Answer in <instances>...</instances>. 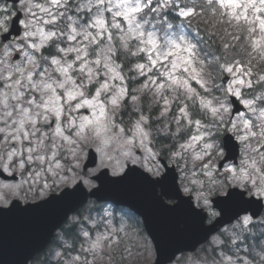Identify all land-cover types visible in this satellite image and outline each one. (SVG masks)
Returning <instances> with one entry per match:
<instances>
[{
	"label": "clouds",
	"instance_id": "9594fccd",
	"mask_svg": "<svg viewBox=\"0 0 264 264\" xmlns=\"http://www.w3.org/2000/svg\"><path fill=\"white\" fill-rule=\"evenodd\" d=\"M6 3L7 0H0V35L9 28L12 29L10 35L19 34V29L18 33L13 31L14 25L9 23L11 17L6 13L10 10L4 7ZM151 3L152 0L146 3L144 0H87L76 11L87 10L91 18L88 23L80 24L67 15L68 0H19L24 13L23 35L20 40L9 41L8 36L0 40V168L11 175L13 170L22 172L26 165H31L30 180L17 182L16 194H20L25 184L43 182L39 193L43 197L51 187L45 181L50 178L56 184L67 183L70 178L65 174V162L71 160L72 166L79 167V158L88 147L99 154L101 166L109 167L113 176H119L127 168L117 180L110 181L108 173H103L99 179L101 188L94 196L104 197L106 185L119 186L129 177L143 178L163 190L161 185L171 180L179 193L173 199L183 201V206L197 215L202 221L201 232L207 231L203 228V218L192 208L191 199H182L181 190L204 206L213 203L211 197L215 195L226 196L214 201L217 210L213 216L223 215L231 231L225 230L226 238L216 233L207 237L211 246L227 244L230 249L216 264H264V239L252 247L243 244L245 235L251 231L247 226L252 223V215L264 212V202L247 201L243 192L227 191L230 184L264 198V151H261L264 148V107L258 105V101H264V88L252 99L242 100L248 108L247 116L229 121V93L238 96L239 90L231 83L228 87L212 83L205 74L197 45L184 25L160 18L169 0H158V7L151 9L157 14L155 20L150 16L139 18ZM206 3L212 5V15L238 26L244 35L248 56L257 63H264V0H215L214 3L206 0ZM106 13H110V17ZM62 17H66L65 23L59 26L56 22ZM49 25L52 28H48ZM64 37L67 47L56 44V51L62 55H40L50 42ZM17 52L22 59L14 61ZM118 53L123 57L122 62H117ZM141 54L143 62L137 59L124 69V60L138 58ZM70 55L74 58L69 59ZM223 73L234 74L233 66L220 63L213 79ZM141 77L146 79L134 84L129 95L127 81H138ZM261 81L264 74L254 83ZM193 82L199 85V90L192 86ZM238 82V79L234 81ZM92 85L94 89L90 88ZM245 86L251 88L253 83ZM126 98L127 107L137 115L126 122L118 121L116 116L126 107L123 103ZM157 106L161 110L155 119L164 118L165 123L153 128L150 113ZM144 107L148 112L142 110ZM173 108L176 114L169 117L167 114ZM82 109H87L88 114ZM194 114L207 123L192 118ZM53 120L54 126L47 131L38 126ZM229 123L227 131L242 146L238 164L233 162L237 149L231 137V141L212 139ZM168 124L175 125L174 131ZM161 134L171 141L168 163L180 165L182 188L176 186L173 172L162 176L160 152L151 147L154 138ZM138 150H142L143 159L154 161V175L162 178L153 181L138 168L127 167L129 163L140 164L142 157ZM224 156L227 163L218 174L216 160ZM73 196L79 198L78 206L87 199L77 188L51 200ZM113 206L114 201H106V207ZM100 211L109 218L103 225L106 230L97 231L95 237L87 230L81 232L86 242L83 250L91 259L63 256L56 250L52 255L53 264H111L113 253L126 244L130 234L123 224L119 228L113 226L112 212ZM98 223L99 220H89L92 228ZM240 252L245 255L241 257ZM159 264H168L166 255Z\"/></svg>",
	"mask_w": 264,
	"mask_h": 264
},
{
	"label": "rangeland",
	"instance_id": "374dc122",
	"mask_svg": "<svg viewBox=\"0 0 264 264\" xmlns=\"http://www.w3.org/2000/svg\"><path fill=\"white\" fill-rule=\"evenodd\" d=\"M70 1H75V2H70ZM156 1L157 2L155 4V7L151 8V9H154V8L158 7V0H156ZM86 2H87V0H79V2H77V0H68V6H69V11L68 12L70 13L69 15L73 16L75 19H77L80 22V24L88 23L89 19L91 18V13H89L87 10H85L83 12H77L76 10H74V8H78V7H80V5L82 3H86ZM214 2H215V0H213V3ZM4 7L6 8V10H10V11H7L6 14H9L10 17L12 18V16H13L12 13L15 14V8H13L9 4H5ZM19 7H20V5H19ZM211 7H212V5L210 7H205L203 4L196 3V0H169V6L163 8V11L160 13V18L161 19H167V20H170V21H174L172 19H169V16H165V14H166V12H172V11H175V9H178V10H176V16L180 19L178 21L181 22L184 25V28L187 29V32L193 38V34L195 32L194 29H195L196 24L199 23L202 20L201 17L204 16L205 14H207L208 9L211 8ZM16 9H18V7ZM19 9L21 10V8H19ZM151 9L148 10V8H145L143 10V12L139 14V18L143 19V18H145V16H150L151 19L155 20L157 18V14L155 12H151ZM62 10L63 9H61V11ZM110 15H111L110 13H106V16L110 17ZM258 15H262V14H258ZM11 18H10V20H11ZM215 18H216V21L219 24L225 22L224 20L218 18L217 16H215ZM56 23L59 26H64V24L63 25L60 24L59 20ZM218 23L214 24L217 28H218ZM201 24H203V23L201 22ZM226 24H231V23H227L226 22ZM77 27H79V25H77ZM48 28H52V26L49 25ZM23 30H24V28H23ZM189 31H191V32H189ZM193 39L195 40V37ZM16 40H20V38H18ZM22 42L23 41H21V43ZM52 42H55L56 44L59 43L60 47H67L68 46V43L66 42V37L62 38L59 41L54 39ZM245 47L247 48L246 45H245ZM246 52H248V50ZM17 53L19 54V52H17ZM59 55H62V54L59 53L57 56H59ZM198 55H199L200 59L203 60L202 56L199 54V51H198ZM72 58H74V57L70 55L69 59H72ZM20 59H22L21 56H20L19 60ZM116 59H117V62H122V60H123V58H118V56L116 57ZM137 59H139L141 62H143L144 55L141 54V56L138 57V58H129L127 60L130 61L131 64H133V63L136 62ZM203 62L205 63L204 60H203ZM46 63H47V61L42 63V66H41V69H40L41 71L43 70V67L46 65ZM228 65L229 66H233L234 74L225 73V74H227V76L230 77V81H229V83L227 85H225V86L223 85V87H228V85L231 83L233 87H235V88H237L239 90V95L238 96L235 95V96H237L240 99H242V97H243V100L244 99H252V98H250L248 96H244V95H246L247 90L258 86V85H260L263 82V81H261L259 83H254L257 80L258 76L262 75V74H255L254 71L249 66H247L245 64L244 65H239V64L235 63L234 61H232ZM123 66H124L125 70L128 68V67L127 68L125 67L124 62H123ZM216 72H217V70H216ZM249 72L251 73L250 75L246 74V73H249ZM132 75H134V73ZM144 79H146V77H141L138 81H134V84L141 83V82H143ZM237 79H238L239 82L238 83H234V81L237 80ZM246 83H253V87H251V88L246 87L245 86ZM192 86L196 87L199 90V85L195 84V82H193ZM94 87H95V85L90 86L91 89H94ZM231 95H232V93L230 92L229 93V97ZM144 99H145V102H146L147 101V97H145ZM125 101H128V103H129V100L127 98L124 100L123 103H125ZM258 105L260 106L259 102H258ZM142 110L144 111V108ZM160 110H161L160 106H157V108H154V109L151 110L152 114L150 113V124H151V126L153 128H159L165 123L164 118H161L159 120L155 119V117L159 114ZM81 111L84 114H88V110L87 109H82ZM121 111L116 116V119L118 121H125L126 122L129 119L134 118L137 115L136 113L132 112L129 109L126 112V118H121L120 117ZM145 112H148V109H146ZM175 114H176L175 108H173V110L170 111L167 115L169 117H172ZM247 115H239L238 117L247 116ZM238 117L231 118L230 113L228 115V119L231 122H235ZM199 119H200V117H199ZM202 122L203 123H207V121H204V120H202ZM54 123H55V121L53 120L47 125H38V126L42 127L43 130L47 131V130H49L50 128H52L54 126ZM230 126H231V124L229 123L225 127V129L222 132H220L219 134L222 135L227 130V128L230 127ZM168 127L172 131H174V129H175V125L174 124H168ZM228 133H231V132L228 131ZM162 136H164V135L163 134L159 135V137H162ZM218 137L219 136L214 137V135H213L212 139H218ZM0 139H2V137H0ZM158 142L156 141V137H155L151 147L154 150L160 152V155H159V158H160L162 150L165 149L167 151V153H169V145H170L171 141L170 140L164 141L161 146H159L157 144ZM165 142H167L168 145H166ZM13 146H15V145H13ZM88 149H89L88 147H85L84 155L79 158V167L72 166L71 160H68V161L65 162L66 163L65 174L70 178L67 183L56 184V183H53L50 178L47 181H45V182H48L49 184H51V187L47 190V195H45L43 197H41L40 194H39L40 190L43 188V182H41L40 184H31V183L30 184H25L23 186V188L21 189L20 194L17 195L16 194V189H15V184L17 182L16 183H11V185H10V184L3 183L0 180V204L1 203H5L6 201H8V199H6L5 196L9 197V198L10 197L11 198H18V199L22 200L23 202L40 200L42 198H45L46 196H48L52 192H56V191L58 192L63 187L74 185L80 179L83 180V182L85 183V185H87V187H93L96 183L90 179V177L92 175L97 173L101 168H107V169L110 170L111 173H112V170L109 167H107V166H101V161H100V158H99L97 167L95 169L89 170L86 173H84L82 167H83V164H84V162H85V160L87 158ZM261 151H264V148H262ZM138 154L141 155L142 159H141L140 164H137L136 166H139V167L143 168L146 172H148L152 176L156 177L154 175V171H155V168L153 167L154 161H152L150 158L149 159H143L142 150H138ZM98 157H99V154H98ZM221 159H222V157H218L217 158L216 166H218V161L221 160ZM128 165H132V164L129 163ZM176 165L179 168V173H180L179 183H180V188H182V185H183L184 181L181 178V175H182L181 174V167H180L179 164H176ZM149 169H152V170L150 171ZM125 170H126V168H125ZM217 171L219 173L221 172V171L218 170V167H217ZM6 172H8V171H6ZM16 172H18L20 174V180L21 179L30 180V174L32 172V166L31 165H26L25 169L22 172L13 170L12 173H16ZM122 173H120V174H122ZM162 173H163V170H162ZM228 174L229 173H225L224 175H228ZM73 180L75 181V183L72 182ZM85 181H87V182H85ZM228 187H231V185L228 184L227 188ZM248 191L250 193H252L250 190H248ZM200 207H204V208L206 207L207 211L210 214L209 215L210 218L214 219L216 217V216L215 217L213 216V212H215V210H213L210 205L204 206V205L201 204ZM103 210L112 212L111 219H112L114 227L119 228L123 224L125 231L130 234L129 238L127 239L126 244L123 245L118 250V252L113 253V255L111 257V264H152L154 262V257L155 256H154V254L152 252L150 244L148 243V240L145 238L143 233L140 231V229H141L140 228V223L137 222V221L136 222L130 221V219L127 216L125 217L120 212L115 215L113 213L112 207L111 208L105 207ZM81 216H79L77 218L74 217V219L72 220V223H77L80 220ZM83 219L85 220L87 228L86 229L83 228L81 230V232L83 230H87V231H89L91 237H95L97 231H101L102 232V231L106 230L103 227V225L106 223L107 219H109V218L105 217L104 216V212L101 211L98 214L86 213L83 216ZM89 220H99L100 223L97 224L96 228H92L89 225ZM262 221H263V224H264V220H261V219L258 220V221H253L252 220V223L247 226L248 229H250L251 231L249 232L250 235H247V234L245 235V239L243 241L244 245H246L248 247H252L255 244V242H258V241H253V243H252L251 240H252L253 234H256V229H261L260 225H261ZM251 225H254V226H251ZM225 230L226 231H231V228H226ZM225 230L219 236L225 237ZM262 239H264V237L261 238L259 240V242ZM58 241H62V238H60ZM80 242H81V244L79 245V247L77 249V253L74 254V255H71L69 257L78 256V257H81L82 259L90 260L91 256L87 252H85L83 250L84 246H85V243H86L85 239L83 238V236H82L81 240L79 241V243ZM228 253H230V249L228 248L227 244L224 245L223 247H213V246H211V244H209L208 249L206 251L201 252V253H199L196 256H191V255L187 256L185 259H180L179 261H176L174 264H216V262L221 260V258L223 257L224 254H228ZM240 255H241V257H243L245 255V253L240 252ZM34 264H37V263H34Z\"/></svg>",
	"mask_w": 264,
	"mask_h": 264
},
{
	"label": "water",
	"instance_id": "95a60500",
	"mask_svg": "<svg viewBox=\"0 0 264 264\" xmlns=\"http://www.w3.org/2000/svg\"><path fill=\"white\" fill-rule=\"evenodd\" d=\"M9 1L12 2V0ZM13 25V31L18 33L17 19L13 22ZM10 33H12V30ZM10 33L6 35L9 38L11 35H19H10ZM230 137L231 136H226L224 139L231 141L232 137ZM233 143L236 144L237 156L238 145L234 140ZM93 157L94 155H91L89 158L87 167L95 165ZM225 161H227V156ZM139 171L145 176H148L142 170L139 169ZM169 171L175 174L176 186L178 187L177 174L174 168L167 167L164 175H168ZM107 179L111 181L120 179V177H107ZM149 179L153 181L158 180L150 177ZM161 186L164 190L156 187V185L151 184L143 178L129 177L128 180L119 186L106 185L105 192H108V194L101 197L107 200L110 199L117 205L129 206L144 217V224L156 248V264H159V261L164 258V255L167 256L168 263H170L178 254L184 251L196 250L201 244L207 241L208 235L217 232L220 227L227 224L226 218L221 215L213 225L206 227V214L200 210H196L192 203L194 211L199 213L203 218V228L207 230L206 232H201L200 223H202V221L199 220L197 215L194 214L190 208L183 206V201L181 202V200H178V204L173 207L163 202V197L167 200L178 197L179 193L175 189L174 182L166 180L165 184ZM159 189H161L162 192L160 202L157 197ZM181 197L183 200L191 199L183 197L182 194ZM226 198L227 197L219 199ZM247 201L256 200L251 199ZM79 202V198L73 196L64 200L53 199L47 203L49 207L42 210H38L37 206L21 207L18 203H15L9 210H2V212H0V264H17V262L20 264H27L29 259L45 248L50 242L54 231L64 220L63 215L69 210H72L75 204ZM155 203L156 206H154ZM18 205L21 208L27 209H21ZM214 206L216 208V205ZM260 213L261 212L253 213L252 216L257 217Z\"/></svg>",
	"mask_w": 264,
	"mask_h": 264
},
{
	"label": "trees",
	"instance_id": "16d2710c",
	"mask_svg": "<svg viewBox=\"0 0 264 264\" xmlns=\"http://www.w3.org/2000/svg\"><path fill=\"white\" fill-rule=\"evenodd\" d=\"M200 30L202 32H204V33H207L208 31H210L212 33L213 32L212 30H214L217 33V36L215 38L216 39L218 38V42H221L223 44L227 42V41H225V35H224L223 29L216 28V26L214 24H212V23H209V22L204 23L203 25L200 26ZM45 53L46 54H51L52 53V48L46 49L45 50ZM121 58H123V57L121 56ZM123 62L125 64V67L126 68L131 65L130 61H128V60H124ZM128 85H129L130 88L133 87L132 80H129L128 81ZM145 108L146 107H144V109ZM126 112H127V107H126ZM193 117H194V115H193ZM183 138H184V134L181 135V139H183ZM167 140H170L169 137L167 138V136H162V137L157 136V141H159V143H161V144L164 141H167ZM165 143H167V142H165ZM168 154L169 153L164 152V155H166V157H167ZM247 235H250V234L248 233ZM263 237H264V228L262 229V227H261V229H256V234H253V237H252V241L251 242L253 243V241H258V242H255V244H258L259 243V240L261 238H263Z\"/></svg>",
	"mask_w": 264,
	"mask_h": 264
}]
</instances>
